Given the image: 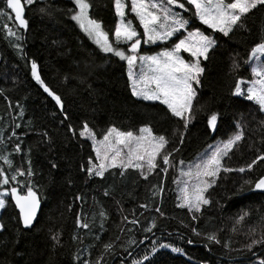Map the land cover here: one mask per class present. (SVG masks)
<instances>
[{
	"label": "trees",
	"instance_id": "16d2710c",
	"mask_svg": "<svg viewBox=\"0 0 264 264\" xmlns=\"http://www.w3.org/2000/svg\"><path fill=\"white\" fill-rule=\"evenodd\" d=\"M88 19L114 43L115 0H84ZM144 46L143 32L130 13ZM190 9L189 29L213 39L187 113L177 118L158 103L131 94L126 65L102 53L72 22L70 0L24 5L21 26L0 0V190L35 193L41 202L31 228L14 199L0 214V264H247L264 259V112L234 95L252 80L247 61L264 48V3L242 13L223 34ZM216 117L213 128L210 119ZM148 126L165 144L150 173L88 172L91 145L83 128L101 138L109 128L135 133ZM241 131L223 161L206 204L179 207L174 179L212 141ZM145 168V167H143ZM167 248V249H166Z\"/></svg>",
	"mask_w": 264,
	"mask_h": 264
},
{
	"label": "rangeland",
	"instance_id": "374dc122",
	"mask_svg": "<svg viewBox=\"0 0 264 264\" xmlns=\"http://www.w3.org/2000/svg\"><path fill=\"white\" fill-rule=\"evenodd\" d=\"M33 1L22 0L25 5ZM70 1L75 7L71 20L78 29L102 53L125 63L132 96L146 103L163 105L177 118L187 113L202 72L200 60L214 46L212 38L199 30L188 28L191 22L190 9L184 2L193 8L200 23L223 34L231 31L242 13L264 3V0H128L130 13L142 29L144 46H160V50L154 54H139L141 41L126 18L124 0H115L117 23L114 43L105 37L99 24L88 19V5L84 0ZM247 67L252 80H239L234 95L256 103L264 112L262 45L252 50ZM215 121L216 117L210 119L211 129ZM80 136L90 143L93 152L88 172L98 177L110 169L122 172L137 169L150 173L165 144L164 137L154 135L148 126L135 133L109 128L101 138L83 128ZM240 138L238 127L237 132L229 138L212 141L192 161L179 165L174 179L179 207L196 213L206 204V192L223 171V161ZM4 184L0 182V186ZM7 196V191L0 190V214ZM247 264H264V259L257 255L254 263Z\"/></svg>",
	"mask_w": 264,
	"mask_h": 264
},
{
	"label": "water",
	"instance_id": "95a60500",
	"mask_svg": "<svg viewBox=\"0 0 264 264\" xmlns=\"http://www.w3.org/2000/svg\"><path fill=\"white\" fill-rule=\"evenodd\" d=\"M7 4L17 22L23 26L24 5L22 0H7ZM252 192L264 194V177L254 184ZM8 194L14 199L21 223L31 228L36 222L41 209L39 197L35 193L20 194L15 188L9 189Z\"/></svg>",
	"mask_w": 264,
	"mask_h": 264
}]
</instances>
